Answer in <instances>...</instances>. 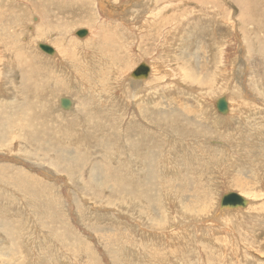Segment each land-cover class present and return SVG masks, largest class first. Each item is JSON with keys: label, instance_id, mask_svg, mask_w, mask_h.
Segmentation results:
<instances>
[{"label": "rangeland", "instance_id": "obj_1", "mask_svg": "<svg viewBox=\"0 0 264 264\" xmlns=\"http://www.w3.org/2000/svg\"><path fill=\"white\" fill-rule=\"evenodd\" d=\"M54 1L0 0V264H264V0Z\"/></svg>", "mask_w": 264, "mask_h": 264}, {"label": "bare ground", "instance_id": "obj_2", "mask_svg": "<svg viewBox=\"0 0 264 264\" xmlns=\"http://www.w3.org/2000/svg\"><path fill=\"white\" fill-rule=\"evenodd\" d=\"M6 1H8V0H6ZM52 1H53V0H52ZM56 1H57V0H56ZM56 1H54V2H56ZM61 1H62V0H61ZM73 1H74V0H73ZM104 1H108L107 3L111 4L110 2H114V1H115V2H118V3H119V1H121V0H96V1L93 0V3H92V4H93V7H94V14H95L96 16H100L99 14H106V12H107L106 10H108V8H106L107 5L104 4ZM144 1H145V0H144ZM152 1H153V0H152ZM203 1H204V0H203ZM209 1H210V0H209ZM211 1H212V0H211ZM228 1H229V0H228ZM231 1H232V0H231ZM233 1H234V0H233ZM233 1H232V2H233ZM236 1H237V0H236ZM236 1H235V2H236ZM239 1H240V3H241V0H239ZM246 1H247V0H246ZM10 2H11V1H10ZM20 2H21V1H20ZM31 2H32V1H31ZM69 2L71 3V1H69ZM140 2H141V1H140ZM145 2H146V1H145ZM193 2H194V1H193ZM243 2H244V1H243ZM248 2H249V1H248ZM248 2H247V4H248ZM3 3H4V2H3ZM15 3H16V2H15ZM21 3H22V2H21ZM47 3H49V2H47ZM47 3H46V5H47ZM70 3H69V4H70ZM77 3H78V2H77ZM105 3H106V2H105ZM118 3H116V4H118ZM141 3H142V2H141ZM141 3H140V4H141ZM170 3H171V2H169V4H170ZM225 3H226V2H225ZM233 3H234V2H233ZM237 3H238V2H237ZM4 4H5V3H4ZM28 4H29V3H28ZM30 4H31V3H30ZM35 4H36V3H35ZM53 4H56V3H53ZM213 4H214V3H213ZM245 4H246V2H245ZM250 4H251V2H250ZM14 5H15V4H14ZM16 5H17V4H16ZM32 5H33V4H32ZM48 5L50 6V4H48ZM56 5H57V4H56ZM142 5H143V4H142ZM3 6H4V5H3ZM11 6H12V5H11ZM18 6H19V5H18ZM51 6H52V5H51ZM57 6H58V5H57ZM71 6H72V5H71ZM75 6H76V4H75ZM125 6H126V5H125ZM140 6H141V5H140ZM144 6H145V5H144ZM146 6H147V5H146ZM153 6H154V5H153ZM159 6H161V4H160ZM176 6H177V4H176ZM201 6H202V5H201ZM201 6H200V7H201ZM22 7H23V6H22ZM36 7H37V6H36ZM127 7H128V6H127ZM141 7H143V6H141ZM141 7H140V9H142ZM148 7H149V6H148ZM237 7H238V6H237ZM244 7H245V6H244ZM247 7H248V6H247ZM20 8H21V7H20ZM37 8H39V7H37ZM132 8H133V6H132ZM137 8H138V7H137ZM144 8H147V7H144ZM152 8H154V7H152ZM155 8H156V7H155ZM206 8H207V7H206ZM242 8H243V7H242ZM7 9H8V7H7ZM22 9H23V8H22ZM40 9H42V7H40ZM48 9H49V8H48ZM120 9H121V7H120ZM239 9H240V8H239ZM244 9H245V8H244ZM13 10H14V9H13ZM16 10H17V9H16ZM46 10H47V9H46ZM123 10H124V9H123ZM148 10H150V8H149ZM5 11H6V8H5ZM31 11H32V10H31ZM38 11H39V9L36 10V13H39ZM72 11H74V10H72ZM114 11H115V10H114ZM118 11H119V10H118ZM226 11H227V10H226ZM229 11H230V10H229ZM246 11H247V10H246ZM1 12H2V10H1ZM1 12H0V13H1ZM13 12H14V11H13ZM34 12H35V11H34ZM34 12H32V13H34ZM41 12L44 13V11H41ZM41 12H40V13H41ZM45 12H48V11H45ZM120 12H121V11H120ZM120 12H119V13H120ZM125 12H126V9H125ZM241 12H242V11H241ZM247 12H248V11H247ZM116 13H117V12H116ZM133 13H134V12H133ZM136 13H138V12L136 11ZM147 13H148V11H147ZM261 13H262V12H261ZM7 14H8V13H7ZM13 14H14V13H13ZM22 14H23V13H22ZM114 14H115V13H114ZM120 14H121V13H120ZM129 14H130V13H129ZM148 14H149V13H148ZM204 14H205V12H204ZM231 14H232V13H231ZM0 15H1V14H0ZM8 15H9V14H8ZM20 15H21V14H20ZM33 15H34V14H33ZM33 15H32V16H33ZM39 15H40V17H41V14H39ZM51 15H52V14H51ZM107 15H108V14H107ZM143 15H145V14H143ZM155 15H159V14H150L151 17H152V16H155ZM243 15H244V14H243ZM21 16H22V15H21ZM32 16H31V17H32ZM42 16H43V14H42ZM78 16H79V15H78ZM80 16H81V15H80ZM110 16H111V15H110ZM146 16H147V15H146ZM83 17H84V16H83ZM126 17H128V16H126ZM131 17H132V15H131ZM151 17H149V18H151ZM214 17H216V16H214ZM0 18H1V17H0ZM13 18H14V16H13ZM18 18H19V17H18ZM43 18H44V16L42 17V19H43ZM144 18H145V17H144ZM220 18H221V17H220ZM1 19H2V18H1ZM8 19H9V18H8ZM11 19H12V17H11ZM30 19H31V18H30ZM82 19H83V18H82ZM108 19H109V18H108ZM124 19H125V17H124ZM140 19H141V18H140ZM146 19H147V18H146ZM207 19H208V18H207ZM217 19H218V18H217ZM231 19H232V18H231ZM235 19H236V18H235ZM37 20H38V19H37ZM83 20H84V19H83ZM116 20H119V18H117ZM132 20H133V19H132ZM134 20H135V19H134ZM14 21H15V20H14ZM95 21H96V19H95ZM152 21L154 22L153 19H152ZM152 21L149 20L148 22L150 23V22H152ZM214 21H215V20H214ZM19 22H20V21H19ZM39 22L42 23L43 21L40 19ZM45 22H46V21H45ZM45 22H43V24H45V25H42V26H46V24H48V23H45ZM111 22H114V21L110 20L109 23H111ZM142 22H143V21H142ZM218 22H221V23H222V22H225V20H224V19H218V20H217V23H218ZM232 22H233V21H232ZM109 23H106V24L101 25V26H99V25H95V24H94V26H93V27H94V30L101 29V28H103V26L107 27V26L109 25ZM114 23H116V21H115ZM140 23H141V22H140ZM96 24H97V23H96ZM98 24H99V23H98ZM122 24H123V23H122ZM124 24H125V23H124ZM173 24H174V23H173ZM242 24H243V23H242ZM248 24H249V23H248ZM14 25H15V24H14ZM32 25H33V24H32ZM32 25H28V26H32ZM35 25H36V24H35ZM37 25H39V24L37 23ZM40 25H41V24H40ZM92 25H93V24H92ZM111 25H112V24H111ZM126 25H127V24H126ZM128 25H129V24H128ZM138 25H139V24H138ZM156 25H157V24H156ZM170 25H172V24H170ZM207 25H208V24H207ZM228 25H229V24H228ZM25 26H26V25H25ZM25 26H24V27H25ZM124 26H125V25H124ZM140 26H144V25H140ZM174 26H176V23H175ZM214 26H215V25H214ZM220 26H221V25H220ZM17 27H18V25L16 26V28H17ZM21 27L23 28V26H21ZM127 27H128V26H127ZM135 27H136V26H135ZM170 27H171V26H169V28H170ZM203 27H206V26H203ZM211 27H212V26H211ZM216 27H217V26H216ZM216 27H215V28H216ZM22 28H20L19 30H22ZM33 28H34V27H33ZM39 28L42 29L41 26H40ZM43 28H44V27H43ZM172 28H173V27H172ZM208 28H209V26H208ZM212 28H213V27H212ZM215 28H213V29L215 30ZM217 28H218V27H217ZM231 28H232V26H231ZM11 29H13V28H11ZM82 29H83V28H82ZM129 29H130V28H129ZM200 29L202 30L203 28L201 27ZM14 30H15V29H14ZM23 30H25V28H24ZM39 30H40V29H39ZM44 30H45V29H44ZM87 30H88V29H87ZM90 30H91V29H90ZM90 30H88V31H90ZM130 30H131V29H130ZM164 30H165V29H164ZM192 30H193V29H192ZM208 30H209V29H208ZM217 30H218V29H217ZM29 31H30V30H29ZM85 31H86V30H85ZM126 31H127V30H126ZM141 31H142V30H141ZM162 31H163V30H162ZM206 31H207V30H206ZM209 31H210V30H209ZM209 31H208V32H209ZM236 31H237V30H236ZM10 32H11V35H12V34H13L12 31H10ZM14 32H16V31H14ZM17 32H18V31H17ZM38 32H39V31H38ZM41 32H42V31H41ZM61 32H62V31H61ZM86 32H87V31H86ZM130 32H131V31H130ZM55 33H56V32H55ZM74 33H75V31H74ZM103 33H105V32H103ZM144 33H145V32H144ZM236 33H237V32H236ZM14 34H15V33H14ZM22 34H24V33L22 32ZM22 34H21V35H22ZM35 34H36V33H35ZM57 34H59V33L57 32ZM57 34H56V35H57ZM65 34H66V33H65ZM129 34H130V33H129ZM162 34H164V33H162ZM240 34H241V33H240ZM5 35H6V34H5ZM21 35H19V36L21 37ZM32 35H33V34H32ZM39 35H40V34H39ZM60 35H61V34H60ZM92 35H93V34H92ZM138 35H139V34H138ZM188 35H189V33H188ZM23 36H24V35H23ZM16 37H17V36H16ZM51 37H52V36H51ZM65 37H66V36H65ZM135 37H136V36H135ZM192 37H194V36H192ZM219 37H221V36H219ZM17 38H18V37H17ZM24 38H26V37H24ZM36 38H37V37H36ZM74 38H76V37H74ZM221 38H222V37H221ZM221 38H220V39H221ZM225 38H226V37H225ZM51 39H52V38H51ZM226 39H227V38H226ZM226 39H225V40H226ZM228 39H229V38H228ZM20 40H21V39H20ZM25 40H26V39H25ZM64 40H65V39H64ZM70 40H71V39H70ZM75 40H76V39H75ZM100 40H101V39H100ZM222 40H223V39H222ZM222 40H221V42H222ZM10 41H11V40H10ZM10 41H9V42H10ZM67 41H68V39H67L65 42H67ZM108 41H109V40H108ZM143 41H144V40H143ZM12 42H13V41H12ZM15 42H17V41H15ZM22 42H23V41H22ZM43 42H44V41H43ZM58 42H59V41H58ZM81 42H82V41H81ZM106 42H107V41H106ZM125 42H126V41H125ZM224 42H225V41H224ZM243 42H244V41H243ZM0 43H1V42H0ZM17 43H18V42H17ZM40 43H41V41H40ZM70 43H71V42H70ZM82 43H83V42H82ZM222 43H223V42H222ZM238 43H239V42H238ZM238 43H237V44H238ZM241 43H242V42H241ZM101 44H102V43H101ZM101 44H100V45H101ZM136 44H137V43H136ZM155 44H156V43H155ZM237 44H236V45H237ZM221 45H222V44H221ZM223 45H224V44H223ZM229 45H230V44H229ZM11 46H12V45H11ZM28 46H29V45H28ZM237 46H238V45H237ZM16 47H17V46H16ZM65 47H66V46H65ZM124 47H125V46H124ZM127 47H128V46H127ZM135 47H136V46H135ZM155 47H156V46H155ZM228 47H229V46H228ZM54 48H55V46H54ZM62 48H63V47H62ZM83 48H84V47H83ZM162 48H163V47H162ZM217 48H218V47H217ZM11 49H12V48H11ZM14 49H15V48H14ZM58 49H59V50H58ZM63 49H64V48H63ZM65 49H68V48L66 47ZM80 49H81V48H80ZM131 49H132V48H131ZM163 49H164V48H163ZM221 49H222V48H221ZM68 50H69V49H68ZM123 50H125V49H123ZM156 50H157V49H156ZM11 51H12V50H11ZM55 51L57 52V55H59L60 52L63 51V50L61 49V51H60V47H58L57 50L55 49ZM164 51H166V50H164ZM224 51H225V50H224ZM227 51H228V49H227ZM14 52L16 53V50H15ZM225 52H226V51H225ZM11 53H12V52H11ZM15 53H14V54H15ZM19 53H21V52H19ZM61 53H62V52H61ZM64 53H65V52H64ZM67 53H68V52H67ZM69 53H70V52H69ZM69 53H68V54H69ZM78 53H79V52H78ZM130 53H131V51H130ZM132 53H133V52H132ZM223 53H224V52H223ZM9 54H10V53H9ZM175 54H176V53H175ZM224 54H225V53H224ZM224 54H223V55H224ZM2 55H3V54H2ZM7 55H8V54H7ZM61 55H62V54H61ZM84 55H85V54H84ZM154 55H156V54H154ZM177 55H178V54H177ZM209 55H210V54H209ZM218 55H219V54H218ZM245 55H246V54H245ZM22 56H23V55H22ZM82 56H83V55H82ZM136 56H137V55H136ZM189 56H190V55H189ZM238 56H239V55H238ZM59 57H60V55H59ZM87 57H88V56H87ZM221 57H222V56H221ZM46 58H47V57H46ZM54 58H55V57H54ZM65 58H66V57H65ZM145 58H146V57H145ZM145 58H144V59H145ZM149 58H150V57H149ZM149 58H148V59H149ZM58 59H59V58H58ZM226 59H227V58H226ZM22 60H23V59H22ZM11 61H12V60H11ZM11 61H10V62H11ZM13 61H14V60H13ZM47 61H48V60H47ZM59 61H60V60H59ZM61 61H62V60H61ZM64 61H65V60H64ZM83 61H84V60H83ZM83 61H82V62H83ZM146 61H147V60H146ZM171 61H172V60H171ZM182 61H183V60H182ZM225 61H226V60H225ZM25 62H26V61H25ZM172 62L175 63V61H172ZM220 62H221V61H220ZM11 63H12V62H11ZM21 63H22V62H21ZM23 63H24V62H23ZM58 63H59V62H58ZM64 63H65V62H64ZM67 63H68V62H66V64H67ZM75 63H76V62H75ZM84 63H85V62H84ZM167 63H168V62H167ZM70 64H71V63H70ZM76 64H77V63H76ZM175 64H176V63H175ZM229 64H230V63H229ZM229 64H227V66H228ZM43 65H44V64H43ZM47 65H49V64H47ZM57 65H59V64H57ZM57 65H56V66H57ZM60 65H61V64H60ZM72 65H73V63H72ZM164 65H165V64H164ZM184 65H185V64H184ZM219 65H220V64H219ZM219 65H218V66H219ZM0 66H1V65H0ZM4 66H5V65H4ZM75 66H76V65H75ZM157 66H158V65H157ZM165 66H166V65H165ZM1 67H2V66H1ZM6 67H7V66H6ZM22 67H25V66H22ZM76 67H79V66H76ZM184 67H185V66H184ZM189 67H190V66H189ZM2 68H3V67H2ZM62 68H63V67H62ZM66 68H67V67L65 66V69H66ZM73 68H74V67H73ZM82 68H83V67H82ZM151 68H152V65H151ZM23 69H24V68H23ZM26 69H28V68H25V70H26ZM34 69H35V68H34ZM49 69H50V68H49ZM53 69H54V68H53ZM57 69H58V66H57ZM57 69H55V70H56L55 73H56V72L58 73ZM189 69H190V68H189ZM213 69H216V68H213ZM74 70H76V69H74ZM81 70H82V69H81ZM84 70H85V69H84ZM86 70H87V69H86ZM162 70H164V69H162ZM178 70L180 71V69H178ZM192 70H193V69H192ZM31 71H32V70H31ZM35 71H37V70L35 69ZM41 71H42V70H41ZM43 71H44V69H43ZM43 71H42V72H43ZM45 71H46V70H45ZM152 71H153V68H152ZM152 71H151V72H152ZM188 71H189V70H188ZM224 71H225V70H224ZM224 71H223V74H224ZM68 72H69V71H68ZM76 72H77V70H76ZM80 72H81V71H80ZM82 72H83V71H82ZM82 72H81V73H82ZM85 72H87V71H85ZM217 72H218V71H217ZM60 73H61V72H59V74H60ZM89 73H90V72H89ZM167 73H169V72H167ZM171 73H173V72H171ZM40 74H41V73H40ZM68 74H69V73H68ZM87 74H88V73H87ZM180 74H181V73H180ZM186 74H187V73H186ZM22 75H23V74H22ZM42 75H43V74H42ZM44 75H45V74H44ZM50 75H51V74H50ZM50 75H48V76H50ZM55 75H56V74H55ZM55 75H54V76H55ZM71 75H75V74H71V72H70V76H71ZM88 75H89V74H88ZM168 75H169V74H168ZM168 75H166V76L168 77ZM182 75H183V74H182ZM187 75H188V74H187ZM190 75H191V74H190ZM190 75H189V76H190ZM25 76H26V75H25ZM85 76H86V75H85ZM89 76H91V75H89ZM94 76H95V75H94ZM185 76H186V75H185ZM42 77H43V76H42ZM42 77H41V78H42ZM46 77H47V76H46ZM74 77H76V75H75ZM81 77H82V75L80 76V78H81ZM83 77H84V75H83ZM170 77H171V76H170ZM174 77H175V76H173L172 79H173ZM176 77H178V75H176ZM207 77H208V76H207ZM222 77H223V75H222ZM23 78H24V76H23ZM44 78H45V77H44ZM44 78H42V79H44ZM71 78H72V76H71ZM76 78H77V77H76ZM76 78H75V79H76ZM86 78H88V77H86ZM180 78H181V77H178V79H180ZM183 78H184V75H183ZM186 78H187V77H186ZM186 78H185V79H186ZM188 78H189V77H188ZM49 79H50V78H48V80H49ZM52 79H53V78H52ZM72 79H73V78H72ZM93 79H94V78H93ZM120 79H121V78H120ZM156 79H157V78H156ZM178 79H177V80H178ZM208 79H209V78H208ZM210 79H211V78H210ZM243 79H244V77H243ZM44 80H45V79H44ZM53 80H54V79H53ZM53 80H52V81H53ZM78 80H79V79H78ZM84 80H86V79H84ZM84 80H81L82 83H83ZM121 80H122V79H121ZM205 80H206V79H205ZM50 81H51V80H50ZM72 81H73V80H72ZM75 81H76V80H75ZM139 81H140V80H139ZM142 81H143V80H142ZM170 81L173 82L172 80H170ZM174 81H175V80H174ZM178 81H179V80H178ZM181 81H182V80H181ZM187 81H188V79L186 80V82H187ZM231 81H232V80H231ZM85 82H86V81H85ZM168 82H169V81H168ZM186 82H185V83H186ZM39 83H40V82H39ZM58 83H59V81H58ZM58 83H57V84H58ZM95 83H96V82H95ZM117 83H118V82H117ZM130 83H131V82H130ZM135 83H136V82H135ZM173 83H174V82H173ZM173 83H171V84H173ZM175 83H176V81H175ZM181 83H182V85H183V82H181ZM187 83H188V82H187ZM187 83H186V84H187ZM42 84H43V83H42ZM44 84H46V83H44ZM68 84H69V83H68ZM85 84H87V83H85ZM133 84H134V83H133ZM164 84H165V83H164ZM178 84H179V83H178ZM178 84H177V85H178ZM194 84H195V83H194ZM199 84H200V83H199ZM39 85H41V84H39ZM89 85H90V83H89ZM89 85H88V86H89ZM168 85H169V84H168ZM175 85H176V84H175ZM177 85H176V86H177ZM180 85H181V84H180ZM190 85H191V84H190ZM235 85H236V84H235ZM0 86H1V85H0ZM49 86H50V85H49ZM55 86H56V85H55ZM79 86H80V85H79ZM125 86H126V84H125ZM185 86H186V85H185ZM44 87H47V86L44 85ZM52 87H53V86H52ZM83 87H85V86H82V88H83ZM90 87H91V86H90ZM134 87H136V85H135ZM143 87H144V86H143ZM146 87H147V85H146ZM148 87H149V86H148ZM173 87H174V86H173ZM180 87H181V86H180ZM193 87H195V86H193ZM196 87H197V86H196ZM47 88H48V87H47ZM85 88H86V87H85ZM116 88H117V87H116ZM118 88H119V87H118ZM124 88H126V87H124ZM137 88H139V87L137 86ZM150 88H151V87H150ZM187 88H189V86L186 87V89H187ZM197 88H198V87H197ZM128 89H129V88H128ZM184 89H185V88H184ZM0 90H2V88H1ZM36 90H37V89H36ZM65 90H66V89H65ZM69 90H70V89H69ZM85 90H86V89H84V91H85ZM87 90H88V89H87ZM89 90H91V89H89ZM89 90H88V91H89ZM153 90H155V89H153ZM193 90H194V89H193ZM34 91H35V90H34ZM45 91H47V90H45ZM66 91H67V90H66ZM133 91H134V90H133ZM143 91H144V88H143ZM187 91H188V89H187ZM195 91H196V90H195ZM229 91H230V90H229ZM42 92H43V89H42ZM42 92H41V93H42ZM47 92H48V91H47ZM68 92L70 93V91H67V93H68ZM85 92L87 93V91H85ZM89 92H90V91H89ZM92 92H93V91H92ZM92 92H90V94H91ZM117 92H118V91H117ZM130 92H132V91H130ZM130 92H129V93H130ZM134 92H136V90H135ZM188 92H189V91H188ZM191 92H192V91H191ZM198 92H199V91H198ZM201 92H202V91H201ZM234 92H235V91H234ZM0 93H1V92H0ZM41 93H40V94H41ZM71 93H72V92H71ZM77 93H79V95L81 94V93L78 92V91H77ZM132 93H133V92H132ZM139 93H140V92H139ZM150 93H151V92H150ZM152 93H153V92H152ZM196 93H197V91H196ZM208 93H209V92H208ZM4 94H5V93H4ZM84 94H85V93H84ZM97 94H98V93H97ZM115 94H116V93H115ZM134 94H135V93H134ZM142 94H143V92H142ZM203 94H204V93H203ZM227 94H228V93H227ZM0 95H1V94H0ZM35 95H36V94H35ZM82 95H83V93H82ZM99 95H100V94H99ZM99 95H98V96H99ZM101 95H104V94H101ZM122 95H123V94H122ZM136 95H137V93H136ZM148 95H149V92H148ZM155 95H156V94H155ZM175 95H176V94H175ZM179 95H180V94H179ZM196 95H197V94H196ZM228 95H229V94H228ZM228 95H227L226 97H228ZM3 96H4L3 98H5V95H3ZM68 96H69V95H68ZM71 96H72V95H71ZM132 96H133V94H132ZM192 96H194V95H192ZM198 96H199V95H198ZM203 96H204V95H203ZM220 96H221V95H220ZM220 96H219V97H220ZM1 97H2V96H1ZM78 97H79V96H78ZM90 97H91V96H90ZM94 97H95V96H94ZM100 97H101V96H100ZM153 97H156V96H153ZM194 97H195V96H194ZM219 97H218V98H219ZM223 97H224V96H223ZM231 97H232V94H231ZM70 98H71V97H70ZM84 98H85V97H84ZM97 98H98V97H97ZM97 98H96V99H97ZM134 98H135V97H134ZM144 98H145V97H144ZM183 98H184V97H183ZM60 99H61V98H60ZM71 99H72V98H71ZM107 99H109V98H107ZM118 99H119V98H118ZM187 99H188V98H186V100H187ZM203 99H205V98H203ZM83 100H84V99H83ZM86 100H88V99H85V101H86ZM91 100H92V97H91ZM104 100H105V99H104ZM120 100H121V99H120ZM180 100H181V99H180ZM182 100H183V99H182ZM189 100H190V99H189ZM232 100H233V99H232ZM205 101H206V100H205ZM228 101H229V100H228ZM70 102H71V101H70ZM80 102H82V101L80 100ZM86 102H89V101H86ZM92 102H93V101H91V103H92ZM96 102H97V100H96ZM110 102H112V100H111ZM131 102H132V101H131ZM133 102H134V100H133ZM144 102H145V101H144ZM148 102H149V101H148ZM188 102H189V101H188ZM192 102H193V101H192ZM206 102H207V101H206ZM208 102H209V101H208ZM211 102L213 103V102H215V101H211ZM233 102H234V101H233ZM233 102H230L231 105H233ZM59 103H60V100H59ZM101 103H102V101H101ZM114 103H115V102H114ZM119 103H120V102H119ZM134 103H135V102H134ZM230 103H227V99H226L225 104L227 105V104H230ZM71 104H72V102H71ZM73 104H74V103H73ZM80 104H81V103H80ZM82 104H83V103H82ZM99 104H100V102H99ZM102 104H104V103H102ZM109 104H110V103H109ZM109 104H108V105H109ZM146 104H148V103L146 102ZM154 104H155V103H154ZM154 104H153V105H154ZM183 104H184V102H183ZM238 104H239V103H238ZM75 105H76V104H75ZM92 105H93V103H92ZM116 105H117V104H116ZM131 105H132V104H131ZM140 105H141V104H140ZM155 105H157V104H155ZM155 105H154V106H155ZM166 105H167V104H166ZM231 105H230V106H231ZM106 106H107V105H106ZM122 106H123V105H122ZM127 106H128V105H127ZM145 106H146V105H145ZM149 106H150V105H149ZM230 106H228V107L231 109L232 107H230ZM239 106H240V104H239ZM71 107H72V106H71ZM84 107H85V106H84ZM101 107H102V106H100V108H101ZM109 107H110V106H109ZM109 107L107 106V108H109ZM111 107H112V106H111ZM136 107H137V106H136ZM136 107H135V108H136ZM141 107H142V106H141ZM190 107H191V106H190ZM235 107H236V106H235ZM51 108H52V107H51ZM103 108H104V107H103ZM113 108H114V107H113ZM127 108H128V107H127ZM132 108H133V107H132ZM142 108H143V107H142ZM165 108H166V107H165ZM237 108H238V107H237ZM52 109H53V108H52ZM76 109H77V108H76ZM80 109H81V108H80ZM80 109H79V110H80ZM109 109H110V108H109ZM147 109H148V108H147ZM151 109H152V108H151ZM162 109H163V108H162ZM230 109H228V110H230ZM142 110H143V109H142ZM145 110H146V108H145ZM152 110H153V109H152ZM156 110H158V109H156ZM190 110H191V109H190ZM214 110H215V109H214ZM231 110H233V108H232ZM235 110H236V109H235ZM262 110H264V109H262ZM51 111H53V110H51ZM62 111H64V110H62ZM129 111H130V109H129ZM134 111H135V110H134ZM140 111H141V109L139 110V112H140ZM167 111H168V110H167ZM184 111H185V110H184ZM187 111H188V110H187ZM187 111H186V112H187ZM192 111H193V110H192ZM215 111H216V110H215ZM260 111H261V110H260ZM70 112H71V111H70ZM73 112H76V111H73ZM84 112H86V110H85ZM139 112H138V113H139ZM201 112H203V111H201ZM204 112H205V111H204ZM81 113H83V112L81 111ZM81 113H80V114H81ZM167 113H168V112H167ZM178 113H179V112H178ZM193 113H194V112H193ZM233 113H234V112H233ZM233 113H232V114H233ZM72 114H73V113H72ZM136 114H137V113H136ZM175 114H176V113H175ZM180 114H181V113H180ZM195 114H196V112H195ZM198 114H200V113H198ZM203 114H204V113H203ZM210 114H211V113H210ZM226 114L228 115V113H226ZM236 114H237V113H236ZM242 114H243V113H242ZM258 114H260V113H258ZM261 114H262V112H261ZM62 115H63V114H62ZM86 115H87V114H86ZM125 115H126V114H125ZM169 115H170V114H169ZM196 115H197V114H196ZM207 115H208V114H207ZM207 115H206V117H207ZM211 115H212V114H211ZM71 116H72V115H71ZM94 116H95V114H94ZM165 116H166V115H165ZM170 116H171V115H170ZM191 116L193 117V115H191ZM201 116H202V115H201ZM201 116H200V117H201ZM204 116H205V115H204ZM263 116H264V113H263ZM2 117H3V116H2ZM125 117H126V116H125ZM129 117H130V116H129ZM167 117H168V116H167ZM167 117H166V118H167ZM206 117H205V119H206ZM211 117H212V116H211ZM214 117H215V116H214ZM219 117H220V115H219ZM221 117H222V116H221ZM70 118H71V117H70ZM84 118H85V117H84ZM87 118H88V117H87ZM138 118H139V117H138ZM175 118H176V117H175ZM201 118H202V117H201ZM207 118H208V117H207ZM223 118H225V117L223 116ZM254 118H255V117H254ZM260 118H261V117H260ZM260 118H258V119H260ZM78 119H79V118H78ZM114 119H115V118H114ZM121 119H122V118H121ZM132 119H133V118H132ZM228 119H229V118H228ZM234 119H235V118H234ZM135 120H136V119H135ZM201 120H202V119H201ZM207 120H209V118H208ZM211 120H213V119H211ZM230 120H233V119H230ZM4 121H5V120H4ZM74 121H75V120H74ZM199 121H200V120H199ZM205 121H206V120H205ZM213 121H214V120H213ZM218 121L220 122V120H218ZM238 121H239V120H238ZM77 122H78V121H77ZM84 122H86V119H85ZM90 122H91V121H90ZM90 122H89V123H90ZM118 122H119V121H118ZM231 122H232V121H231ZM235 122H236V121H235ZM261 122L263 123V120H262ZM78 123H79V122H78ZM209 123H210V121H209ZM229 123H230V122H229ZM238 123H239V122H238ZM238 123H236V124H238ZM2 124H3V123H2ZM90 124H92V123H90ZM200 124L202 125L201 122H200ZM200 124H198V126H199ZM219 124H220V123H219ZM222 124H224V123H222ZM222 124H221V125H222ZM230 124H231V123H230ZM263 124H264V123H263ZM84 125H85V124H84ZM115 125H116V124H115ZM204 125H205V124H204ZM221 125H220V126H221ZM224 125H225V124H224ZM228 125H229V124H228ZM234 125H235V124H234ZM213 126H214V124H213ZM213 126H212V127H213ZM215 126H216V124H215ZM210 127H211V126H210ZM217 127H218V126H217ZM193 128H194V127H193ZM198 128H199V127H198ZM205 128H206V126H205ZM213 128H214V127H213ZM224 128H225V127H224ZM224 128H223V129H224ZM227 128H228V127H227ZM232 129H233V128H232ZM162 130H163V129H162ZM197 130H198V129H197ZM207 130H208V128H207ZM243 130H244V129H243ZM257 130H258V128H257ZM263 130H264V129H263ZM229 131H230V130H229ZM9 132H10V131H9ZM9 132H8V133H9ZM218 132H219V131H218ZM257 132L259 133V131H257ZM262 132H264V131H262ZM166 133H167V132H166ZM229 133H230V132H229ZM4 134H5V133H4ZM64 134H65V133H64ZM82 134H83V133H82ZM84 134H85V132H84ZM115 134H116V133H115ZM200 134H201V133H200ZM216 134H217V133H216ZM195 135H196V133H195ZM83 136H84V135H83ZM115 136H116V135H115ZM115 136H114V137H115ZM169 136H170V135H169ZM199 136H200V135H199ZM202 136H203V135H202ZM262 136H264V135H262ZM86 137H87V136H86ZM200 137H201V136H200ZM227 137H228V136H227ZM7 138H8V137H7ZM197 138H199V137H197ZM216 138H217V137H216ZM230 138H231V137H230ZM235 138H236V137H235ZM52 139H54V138H52ZM52 139H51V140H52ZM55 139H56V137H55ZM69 139H70V138H69ZM69 139H68V141H69ZM131 139H132V138H131ZM255 139H256V138H255ZM1 140H2V139H1ZM51 140H50V141H51ZM58 140H59V139H58ZM78 140H79V139H78ZM134 140H135V139H134ZM168 140H169V139H168ZM209 140H210V139H209ZM209 140H208V141H209ZM234 140H235V139H234ZM55 141H57V140H55ZM205 141H206V139H205ZM57 142H58V141H57ZM61 142H64V141H61ZM66 142H67V141L65 140V143H66ZM69 142H70V141H69ZM209 142H210V141H209ZM216 142H217V141H216ZM13 143H14V142H13ZM48 143H49V142H48ZM51 143H52V142H51ZM230 143H231V142H230ZM49 144H50V143H49ZM55 144H56V143H55ZM62 144H63V143H62ZM207 144H208V143H207ZM258 144H259V143H258ZM22 145H23V144H22ZM29 145H30V144H29ZM57 145H58V144H57ZM203 145H204V144H203ZM229 145H230V144H229ZM38 146H39V145H38ZM221 146H222V145H221ZM221 146H220V147H221ZM231 146H232V144H231ZM13 147H14V146H13ZM46 147H47V146H46ZM223 147H224V145H223ZM58 148H59V147H58ZM65 148H66V147H65ZM68 148H69V147H68ZM146 148H147V147H146ZM218 148H219V146H218ZM226 148H228V147H226ZM260 148H261V147H260ZM49 149H50V147H49ZM223 149H224V148H223ZM35 150H36V149H35ZM53 150H54V149H53ZM55 151H56V150H55ZM170 151H171V150H170ZM228 151H229V149H228ZM230 151H231V149H230ZM73 152H74V151H73ZM127 152H128V151H127ZM205 152H206V151H205ZM53 153H54V152H53ZM133 153H134V152H133ZM257 153H258V152H257ZM59 154H60V153H58V155H59ZM58 155H57V156H58ZM134 155H135V154H134ZM143 155H144V154H143ZM127 156H129V155H127ZM141 156H142V155H141ZM183 156H184V155H183ZM54 157H55V156H54ZM64 157H65V156H64ZM134 157H135V156H134ZM180 157H181V156H180ZM52 158H53V157H52ZM57 158H59V157H57ZM61 158H62V157H61ZM66 159H67V158H66ZM103 159H104V158H103ZM142 159H143V158H142ZM258 159H259V158H258ZM54 160H55V159H54ZM259 161H260V160H259ZM65 162H66V161H65ZM75 164H76V163H75ZM72 167H73V165H72ZM257 167H258V166H257ZM261 168H262V167H261ZM70 169H71V168H70ZM19 171H20V170H19ZM21 172H22V171H21ZM26 172H27V171H26ZM28 175H29V174H28ZM91 175H92V174H91ZM255 176H256V175H255ZM258 176H259V175H258ZM238 177H239V176H237V178H238ZM26 178H27V177H26ZM78 178H79V177H78ZM221 178H222V177H221ZM237 178H236V180H237ZM249 181H250V180H249ZM239 182H241V181L239 180ZM253 182H254V181H253ZM241 183H244V182H241ZM246 185H247V184H246ZM256 186H257V185H256ZM224 193H225V192H224ZM168 194H169V193H168ZM221 197H222V196H221ZM248 201H249V200H248ZM251 201H252V200H251ZM171 204H172V203H171ZM247 206H248V205H246L245 207H247ZM252 206H253V205H252ZM232 210H233V209H232ZM244 211H246V209H245ZM91 212H92V211H91ZM70 213H71V212H70ZM238 213H239V212H238ZM242 215H243V214H242ZM4 219H5V218H4ZM78 223H79V222H78ZM142 229H143V228H142ZM143 230H144V229H143ZM16 243H17V242H16ZM34 246H35V245H34ZM32 249H33V248H32ZM59 249H60V248H59ZM21 255H22V254H21ZM19 257H20V256H19ZM180 258H181V257H180ZM262 258H263V257H262ZM263 259H264V258H263ZM193 260H194V259H193ZM175 261H176V260H175ZM180 262H181V261H180ZM190 262H191V261H190ZM181 263H182V262H181ZM192 263H193V262H192Z\"/></svg>", "mask_w": 264, "mask_h": 264}, {"label": "water", "instance_id": "obj_3", "mask_svg": "<svg viewBox=\"0 0 264 264\" xmlns=\"http://www.w3.org/2000/svg\"><path fill=\"white\" fill-rule=\"evenodd\" d=\"M86 35V31H78L76 33V36H78L79 38L83 37ZM40 49L45 52L48 55H52L54 53V50L51 49L50 47L46 46V45H39ZM137 71H140V74L138 76L135 75L133 78H137V79H145L148 76V68L142 64ZM71 106V102L68 99L65 98H61L60 99V107L63 110H69ZM216 107L218 109V111L220 113H226L227 111V105L225 104V100H219L216 104ZM247 201L244 200L242 197L238 196L237 194L234 193H229L224 195L221 200H220V205H219V209L220 210H232V209H236V208H244L247 205Z\"/></svg>", "mask_w": 264, "mask_h": 264}]
</instances>
